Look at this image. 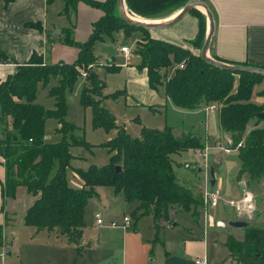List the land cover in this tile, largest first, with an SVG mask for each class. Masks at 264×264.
<instances>
[{"label":"trees","instance_id":"trees-1","mask_svg":"<svg viewBox=\"0 0 264 264\" xmlns=\"http://www.w3.org/2000/svg\"><path fill=\"white\" fill-rule=\"evenodd\" d=\"M9 1L12 0H4L5 3ZM78 1L99 9L102 14L91 24V31L82 42L73 40L71 30L62 31V43L77 49L75 59L70 63L46 64L39 55L32 53L26 62L15 65L12 73L0 81V164L4 170L0 194L2 198H12L20 186L31 194L32 202L22 216L24 225L37 231H53L69 244H76L81 236L84 206L96 197L94 188L98 186H108L125 202L135 203V220L150 214L155 229L159 220L171 222V214L177 209L189 211L197 219L198 200L189 189L175 181L171 171L170 155L185 147L187 141L177 143L168 126L162 129L141 127L139 136L134 138L115 122L98 98L103 84L93 70V44L105 37L111 38L120 30L125 37L133 32L143 34L134 43L133 52L138 58L136 68L145 70L149 88L163 87L173 107L194 110L203 109L207 104L215 105L220 131L230 134L233 148L241 142L235 149L239 163L236 181L244 178L250 185L264 177V124L259 125L264 118L256 116L264 111V89L256 92L260 102L251 100L253 87L260 83L262 76L207 64L185 48L150 38L148 29L128 24L119 17L116 0H63L64 10L69 3L75 5ZM123 1L128 13L158 20L169 17L188 0ZM203 1L213 15L210 6ZM188 14L197 21L196 34L189 43L198 48L204 39L205 16L195 8ZM25 25L41 31L37 23ZM3 58L2 54L0 60ZM105 70L115 71L116 67L108 65ZM167 70H170L168 76ZM82 73L84 84L79 103L90 107L92 127L104 131L113 129L115 133L100 144L109 155L107 162L100 166L91 164L84 170L74 169L81 187L72 188L65 179L72 157L69 147L87 144L82 140H66V133L72 127L64 120L65 91L72 90ZM49 78L55 80L48 90L53 107L44 109L33 99L37 85L46 83ZM123 92L116 90L109 96L116 99ZM48 117L58 123L54 130L60 135L57 141L43 139V126ZM250 120H254V124L247 130ZM116 165L120 168L118 173L114 171ZM246 222L242 238L227 235L223 245L234 264H264V226Z\"/></svg>","mask_w":264,"mask_h":264},{"label":"rangeland","instance_id":"rangeland-1","mask_svg":"<svg viewBox=\"0 0 264 264\" xmlns=\"http://www.w3.org/2000/svg\"><path fill=\"white\" fill-rule=\"evenodd\" d=\"M82 4L84 7H78L76 3L75 5L69 3L64 10L63 0H51L48 2L46 19L49 27L50 24L55 25V28L51 32L49 31L55 43L63 42V33L60 36L59 34H53L57 30H71V36L75 42H82L88 37V29L90 27L88 18L91 15L90 13L94 14L95 10L86 3L82 2ZM206 23L205 17V28ZM148 34L151 38L150 31H148ZM142 35L140 32H133L130 36L125 37L120 30L114 32L111 38L105 37L104 40L96 41L93 44L92 52L95 57L93 70H95L103 84L101 96L98 98L101 101V105L114 117L115 122L121 125L130 136L138 137L141 127L162 129L164 126H168L175 139L183 138L185 142L187 141L188 144L192 145L187 144L177 152L172 153L170 155V163L175 181L189 189L198 200L199 204L196 210L199 218H193L189 211L177 209L175 213L171 214V222L159 220L155 229L150 214L139 216L136 220L134 219V213L137 215L136 212L133 213L135 203L125 202L122 196L114 194L108 186L95 187L96 197L89 199L83 209V226L81 228V238L78 240L81 256H75V264H139L137 254L140 253V243L143 245L147 244V251L152 253L148 259H152L153 255V261L149 264H157L159 256L163 253V247L159 243V239L176 244L180 239L187 236L189 232L195 233L198 231V225L203 222V215L206 217L211 216L213 220H221L224 224L228 220L238 219L250 221L257 226H264L263 186L257 184L249 185L245 179L236 181V173L239 168L236 156L237 151L229 143L230 134L220 131L216 122V110L213 115H209L208 123L203 126L198 121V111L196 110H180L170 105L168 107L167 105L166 107L154 106L156 110L145 106L148 104L140 100L143 97V91L141 90L139 92L141 96H132V100L136 103L135 105L129 104L123 95H119L116 99H112L109 96L116 90L125 88L127 75L123 63L124 61L138 63V58L133 52L135 48L134 38L136 37L139 40ZM122 42L130 50L126 56L129 57L127 60H124L125 57L119 51V46ZM191 49L193 51H189L193 55H199L200 47L194 48L191 46ZM67 51L71 55L61 51V59L64 61H70L75 55L72 49H67ZM132 55L135 57H131ZM46 60L50 61V58L48 57ZM111 63L116 67V70L106 71L105 67L108 66L107 64L112 65ZM54 84L55 80L53 78H49L44 84L39 83L36 87L33 102L44 109H51L53 107V99L48 95V90ZM83 84L84 78L82 75L78 76L72 90L65 91L66 111L64 120L72 127L66 133V140L67 142L82 140L87 144L71 145L69 147L72 157L65 171V179L67 185L72 188L81 187V181L75 174L74 169L84 170L91 164L100 166L107 162L109 155L100 144L111 138L115 133L113 129L104 131L101 128L92 127L90 107H83L79 103V93ZM155 92L157 96H162V87H157ZM203 112L206 113L204 110ZM253 124L254 120H250L246 129L248 130ZM262 124H264V121L259 122V125ZM0 127L2 128L1 123ZM57 127L58 123L54 118L48 117L45 119L43 139L48 142L57 141L60 138V135L54 131ZM224 147L231 148V150L228 153H224L222 151ZM215 160L216 162H213ZM210 167L213 168L215 181L214 186L211 188L208 184ZM237 183L245 187L242 192H239ZM206 190L218 191L220 199L213 208H209L205 202L204 193ZM244 193L250 194L253 210L250 217L245 215L235 217L233 208L227 203H223V201L242 197ZM30 196L31 194L20 186L19 189H16L14 197L7 198V205L10 202L13 208L11 212L14 221H16L18 215L19 217L21 216L20 213L24 207L30 204ZM95 213L99 214L102 220L101 224L95 223ZM123 216L129 219L130 225L127 228L121 229L109 226L110 221L121 223ZM172 223H174V226H171ZM132 224H135L140 237L137 239L134 237L131 239L124 238L123 233L131 231ZM2 231L3 242L8 247L6 249L2 247L0 253L4 256L2 258L8 259L7 264H14V261L17 264L21 256L16 257V255L20 251L23 254L22 264H61V240L63 237L61 238L55 232L36 231L31 226L20 228L5 226ZM11 232H14V235ZM221 232L222 234L230 232L233 235H231L232 237L240 239L243 229L238 228L234 231L221 229ZM155 233H157L158 239H156ZM14 237L18 239L17 242ZM138 239L140 242H136ZM69 246H72V244ZM5 251H10L11 253L14 251L15 255L12 253V257H6L4 255ZM133 260L136 261L134 262Z\"/></svg>","mask_w":264,"mask_h":264},{"label":"crops","instance_id":"crops-1","mask_svg":"<svg viewBox=\"0 0 264 264\" xmlns=\"http://www.w3.org/2000/svg\"><path fill=\"white\" fill-rule=\"evenodd\" d=\"M205 1L213 12V32L211 34L208 47V55L212 59L225 64H242L264 69V0ZM76 4L78 7H84L82 6L83 4L81 1H78ZM47 5L48 3L46 0H12L7 3H5L4 0H0V57L2 54L4 55L3 60H0V81L4 80L8 74L12 73L15 65L26 62L32 53L39 55L43 63L46 64H53L57 62L70 63L75 59L77 49L61 42L55 43L53 36L49 33V31L51 32L55 28V25L50 24L49 27L47 24ZM93 9L95 10L94 14L90 13L91 15L88 18L90 26L88 29V35L91 31V24L102 14L99 9ZM26 23L39 24L41 31L34 27H28L25 25ZM62 31L63 30H59V33L54 32L53 34H59L60 36ZM149 31L150 36L153 39L163 40L193 51L189 41L196 34L197 21L195 17L187 13L169 27L149 29ZM206 31L207 25L205 33ZM136 40L137 38L135 37L134 41ZM121 45H125V43L122 42L120 46ZM67 49H72L75 52L74 57L70 61H64L61 59V51L62 53L64 52L70 54ZM122 55L124 56L123 53ZM48 57L50 58V61L46 60ZM124 57V60L129 58L126 56ZM131 57L135 56L132 55ZM111 64L114 66L113 63ZM123 64L126 70L127 81L122 95L127 99L129 104H136L134 100H132V96H141V93L139 94L141 90L143 91V97L140 100L148 104L145 106L152 107V109L154 106L166 107L167 105L168 107L170 105L173 107L164 95L162 86H160L162 87V96H157L155 92L156 90L148 87L144 69L138 71L135 62L128 63L127 61H124ZM166 73L168 76L170 74V70H167ZM261 89H264V78L260 83L253 87L254 95H251L252 101H261V98L256 96V92ZM194 110L198 111V121L200 124H203V126L208 123V120L210 119L209 115H213L214 113H204L202 108ZM213 162H216V160ZM3 178L4 170L0 164V182L3 181ZM256 184L263 186L262 193H264V177L259 179L253 185ZM238 185L240 184L237 183V186ZM240 186L242 190L245 189L242 185ZM19 188L20 187H17L16 189ZM242 190H239V192H242ZM32 199L33 198L30 196V204ZM8 204L9 205H7V198H2L0 194V249L2 247L3 249L8 247L3 242L2 236V230L5 226L9 228L27 226L23 224L22 216L25 209L30 204L24 207L23 211L20 213L21 216L19 217L18 215L16 221L13 220L11 212L13 208L11 207L10 202ZM205 217L206 216L203 215V222L201 225H198L197 232H189L187 236L180 239L176 242V244L159 239V243L163 247V253L159 256L157 264H193V260L196 258H204L207 264H234L223 245L226 236L232 234L230 232L227 234L224 232L222 234L221 229L234 231L238 228L209 227L206 224ZM197 218H199V215ZM132 225L131 231H125L123 233L124 238L131 239L134 237L137 239L140 237L135 224ZM11 234L14 235V232H11ZM14 239L16 242L18 241L17 238L14 237ZM63 239L61 240V264H75V256H81L78 241L76 244L69 246L70 244L67 240L64 237ZM136 242H140L139 239L136 240ZM140 247V253L137 254L139 264H149L153 261V255L152 259H148L149 255L152 253L147 251V244L143 245L140 243ZM12 253L15 255L14 251ZM12 253L10 251H5L4 255L6 257H12ZM18 256H21V259H19L17 264H22V251L16 255V257ZM2 257L4 256H0V264H7L8 259ZM133 261L135 262L136 260ZM14 264H16L15 261Z\"/></svg>","mask_w":264,"mask_h":264},{"label":"water","instance_id":"water-1","mask_svg":"<svg viewBox=\"0 0 264 264\" xmlns=\"http://www.w3.org/2000/svg\"><path fill=\"white\" fill-rule=\"evenodd\" d=\"M123 4H124L123 0H116V9H117L119 17L124 22H126L128 24L143 27V28H146L148 30L149 29H161V28L169 27L173 23H175L177 20H179L182 16L187 14L189 12V10H191L193 8L199 10V8H201L203 14L206 17L207 31L204 35V39H203L202 44H201L200 49H199L200 58L205 63L217 66L219 68L228 69V70H232V71H238V72L252 73V74L260 75L264 78V69H262V68H257V67H253V66L242 65V64H225V63H222V62H219L217 60L212 59L208 55V47H209V43H210L211 34L213 32V19H212L211 12L209 11L207 5L203 1H201V0H188L178 11H176L175 13L172 14V16H171L172 18L170 20L164 21V22H162L163 19L162 20L142 19L143 21H140V20L132 19L129 16H125L123 14ZM56 33H59V30H57ZM256 116L258 118H264V111L257 113ZM176 141L179 144L184 143L183 138L177 139ZM119 170H120V168L118 165L114 166V171L116 173H118ZM208 184H209V187H213V185H214V176H213V168L212 167H210L209 171H208ZM238 188H239V190H242L240 185H238ZM246 225H247V222L244 220L232 219V220H228L224 227L243 229ZM171 226H174V223H172Z\"/></svg>","mask_w":264,"mask_h":264},{"label":"built area","instance_id":"built-area-1","mask_svg":"<svg viewBox=\"0 0 264 264\" xmlns=\"http://www.w3.org/2000/svg\"><path fill=\"white\" fill-rule=\"evenodd\" d=\"M119 51L122 52L124 54V56H127L130 52L129 47L127 45H121L119 47ZM181 66L182 65H179V67H181ZM81 75L83 76L84 73H82ZM203 110L206 112H214L215 110H217V108L215 107L214 104H210V105L204 107ZM229 143H231V140H229ZM239 146H241V142L237 143L233 149L235 150ZM230 150H231V148H226V147L222 148V151L224 153H228ZM204 195H205V202L207 203L209 208H213L218 204L220 198H219L217 190H214V191H207L206 190ZM223 203H227L229 206H231L233 208V212H234L235 217L236 216L239 217V216H243V215L250 217L251 211L253 210V202H252L250 194H248V193H244V195L242 197L236 198L234 200L223 201ZM94 220H95L96 224L102 223V220H101L98 213L94 214ZM206 224L209 227H220V228H222L225 226L223 221L213 220L211 216L206 217ZM129 225H130L129 219L125 216L122 217L121 223H116L115 221L109 222L110 227H116V228H121V229H125ZM0 256H2V253H0ZM193 264H207V263H206L204 258H196L193 260Z\"/></svg>","mask_w":264,"mask_h":264},{"label":"bare ground","instance_id":"bare-ground-1","mask_svg":"<svg viewBox=\"0 0 264 264\" xmlns=\"http://www.w3.org/2000/svg\"><path fill=\"white\" fill-rule=\"evenodd\" d=\"M199 9H201V8H199ZM201 10H202V9H201ZM201 10H200V11H201ZM123 14H124L125 16H129V17H131L132 19L143 21L142 18H139V17H137V16H135V15H132V14L128 13V11H127V9H126V7H125L124 4H123ZM171 16H172V15H170V16L167 17V18L164 17L165 19H163L162 22L170 20V19L172 18Z\"/></svg>","mask_w":264,"mask_h":264}]
</instances>
